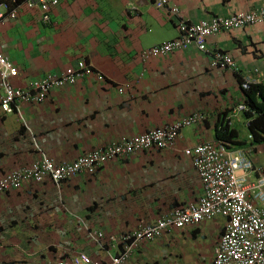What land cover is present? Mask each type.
Returning a JSON list of instances; mask_svg holds the SVG:
<instances>
[{"label": "crops", "instance_id": "0c3cea01", "mask_svg": "<svg viewBox=\"0 0 264 264\" xmlns=\"http://www.w3.org/2000/svg\"><path fill=\"white\" fill-rule=\"evenodd\" d=\"M0 1L19 6L0 29V51L18 69L11 79L15 87L79 61L94 71L52 89L42 101L23 103L21 115H0V178L42 153L57 163L70 162L123 137L201 116L168 147L112 158L93 173L62 180L59 187L46 178L2 192L0 264H55L79 253L111 264V256L124 250L111 236L155 223L201 197L202 181L184 152L200 143L243 149L253 164L251 182L264 172V140L253 138L245 110L237 108L244 104L246 79L249 85H264V21L210 35L207 51L188 46L144 59L143 51L178 35L177 17L152 0H57L46 11L28 7L27 0ZM168 3L187 22L264 9V0ZM215 50L229 54L238 70L212 66ZM255 95L260 100V91ZM223 125L234 131L231 139L216 136ZM250 198L264 206L253 193ZM225 222L215 216L168 227L141 241L125 264H213ZM97 233L103 247L92 238Z\"/></svg>", "mask_w": 264, "mask_h": 264}, {"label": "built area", "instance_id": "2783aa9c", "mask_svg": "<svg viewBox=\"0 0 264 264\" xmlns=\"http://www.w3.org/2000/svg\"><path fill=\"white\" fill-rule=\"evenodd\" d=\"M57 0H27L28 7H40L46 11L48 3L56 4ZM156 8L167 15L177 17L176 26L179 35L168 41L154 44L143 51L142 57H157L166 55L174 50L195 46L199 50H206V37L221 30H230L246 24L264 20V9L252 12H237L230 16H212L197 22H187L181 16L177 6H171L168 0H152ZM13 6V7H12ZM18 5L0 2V29L8 18H14ZM44 14L43 18L47 19ZM211 65L237 70L230 55L219 51L213 52ZM92 71L84 62L71 66L60 73L47 74L32 80L24 88L15 87L11 79L18 74L17 67L0 51V115L16 113L21 115V105L26 102L42 101L51 89L73 84L83 75ZM100 78L101 76L98 75ZM250 83L246 79L243 83L247 87ZM120 92L122 88L118 89ZM238 110L246 109L244 104L238 105ZM201 116L196 114L183 117L161 127L143 133L123 137L118 143L114 142L102 149L80 155L70 162L57 163L42 153L40 159L26 167L11 170L0 178V194L8 189H15L25 181L41 182L46 178L52 180L58 187L62 180L74 176L79 172H95L108 160L135 151L150 148H165L177 139L180 130L195 124ZM194 168L202 181L203 194L196 201L185 208L175 209L163 216L155 223L139 228L118 237L110 239L123 244V252L111 256V264H125L127 255L134 250L141 241L151 240L161 234L168 227H183L195 225L204 219L215 216L225 218V227L214 248L213 264H264V206L258 205L250 198L254 197L264 202V172L251 182L249 173L253 164L243 149L227 147L223 142L217 144L201 143L185 149ZM92 238L103 247L102 233ZM55 264H104L91 259L85 253H79L73 258L59 259Z\"/></svg>", "mask_w": 264, "mask_h": 264}, {"label": "trees", "instance_id": "16d2710c", "mask_svg": "<svg viewBox=\"0 0 264 264\" xmlns=\"http://www.w3.org/2000/svg\"><path fill=\"white\" fill-rule=\"evenodd\" d=\"M259 91L261 93L260 100H257L255 93ZM244 95V104L247 106L244 113L250 120L251 134L255 140H264V85L252 83L245 89ZM251 109H254V115H252ZM216 136L222 139H231L234 136V131L223 125L218 129Z\"/></svg>", "mask_w": 264, "mask_h": 264}, {"label": "clouds", "instance_id": "9594fccd", "mask_svg": "<svg viewBox=\"0 0 264 264\" xmlns=\"http://www.w3.org/2000/svg\"><path fill=\"white\" fill-rule=\"evenodd\" d=\"M0 2H2V1H0ZM152 4H153V2H152ZM153 5H154V4H153ZM154 6H155V5H154ZM157 9H158V8H157ZM160 10H161V9H160ZM180 14H181V12H180ZM231 15H232V14H231ZM218 16H221V15H218ZM227 16H230V15H227ZM262 21H264V20H262ZM262 21H259V22H262ZM176 22H177V21H176ZM196 22H197V21H196ZM254 23H256V22H254ZM250 24H253V23H250ZM246 25H248V24H246ZM244 26H245V25H244ZM242 27H243V26H242ZM176 28H177V26H176ZM239 28H240V27H239ZM234 29H235V28H234ZM230 30H231V29H230ZM221 31H227V30H221ZM221 31H220V32H221ZM218 33H219V32H218ZM216 34H217V33H216ZM178 35H179V31H178ZM178 35H177V36H178ZM212 35H214V34H212ZM207 37H209V36H207ZM207 37H206V38H207ZM175 38H176V37H175ZM170 40H172V39H170ZM166 41H168V40H166ZM162 42H163V41H162ZM160 43H161V42H160ZM157 44H158V43H157ZM152 46H153V45H152ZM197 49H198V48H197ZM181 50H182V49H181ZM198 50H199V49H198ZM201 51H202V50H201ZM205 51H207V47H206V50H205ZM215 51H219V52H221V53H225V52L220 51V50H215ZM215 51H212V52H211V56L213 55V52H215ZM226 54H227V53H226ZM228 55H229V54H228ZM159 56H160V55H159ZM230 57H231V56H230ZM231 58H232V57H231ZM232 60H233V59H232ZM79 62H80V61H79ZM81 62H84V61H81ZM233 62H234V60H233ZM77 63H78V62H77ZM77 63H76V65H74V66H77ZM84 63H85V62H84ZM234 63H235V62H234ZM85 64H86V63H85ZM86 65H87V64H86ZM235 65H236L237 70H238V66H237L236 63H235ZM87 66H88V65H87ZM69 67H71V66H69ZM88 68H90L92 72H91L90 74H87V75H91L94 71H93V69H92L90 66H88ZM226 68H228V67H226ZM228 69H231V68H228ZM231 70H233V71H237V70H234V69H231ZM62 71H63V70H62ZM60 72H61V71H60ZM95 72H96V78H99L98 75H100V73L97 72L96 70H95ZM51 74H53V73H51ZM83 76H85V75H83ZM83 76H82V77H83ZM100 76H101V75H100ZM82 77H80V78H82ZM39 78H41V77H39ZM80 78H79V79H80ZM101 78H102V76H101L99 79H101ZM77 81H78V79H77ZM77 81H76V82H77ZM76 82H75V83H76ZM73 84H74V83H73ZM249 84H250V83H249ZM67 85H72V84H67ZM64 86H65V85H64ZM62 87H63V86H62ZM247 87H249V85H248ZM23 88H24V87H23ZM57 88H59V87H57ZM54 89H55V88H54ZM118 89H119V88H118ZM51 90H52V89H51ZM51 90H50V91H51ZM118 91H119V90H118ZM122 91H123V88H122ZM122 91H121V92H122ZM119 92H120V91H119ZM48 93H49V92H48ZM47 95H48V94H47ZM242 104H243V103H242ZM244 105H245V104H244ZM245 107H246V105H245ZM246 109H247V107H246ZM246 109H244V110H246ZM242 110H243V109H242ZM200 144H201V143H200ZM195 146H196V145H195ZM193 147H194V146H193ZM191 148H192V147H191ZM104 164H105V163H104ZM104 164H103V165H104ZM255 180H256V179H255ZM8 190H9V189H8Z\"/></svg>", "mask_w": 264, "mask_h": 264}, {"label": "rangeland", "instance_id": "374dc122", "mask_svg": "<svg viewBox=\"0 0 264 264\" xmlns=\"http://www.w3.org/2000/svg\"><path fill=\"white\" fill-rule=\"evenodd\" d=\"M239 128L241 129L242 133H246V130L244 129L243 126H240Z\"/></svg>", "mask_w": 264, "mask_h": 264}]
</instances>
